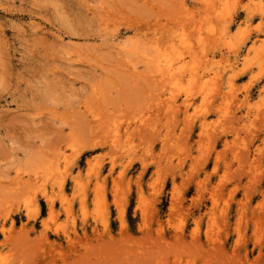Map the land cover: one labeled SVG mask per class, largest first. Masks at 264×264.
<instances>
[{
    "label": "rangeland",
    "instance_id": "374dc122",
    "mask_svg": "<svg viewBox=\"0 0 264 264\" xmlns=\"http://www.w3.org/2000/svg\"><path fill=\"white\" fill-rule=\"evenodd\" d=\"M0 264H264V0H0Z\"/></svg>",
    "mask_w": 264,
    "mask_h": 264
},
{
    "label": "bare ground",
    "instance_id": "6f19581e",
    "mask_svg": "<svg viewBox=\"0 0 264 264\" xmlns=\"http://www.w3.org/2000/svg\"><path fill=\"white\" fill-rule=\"evenodd\" d=\"M223 1H224V0H223ZM210 2H211V1H210ZM210 2H207V4L210 3ZM226 3H227V2H226ZM219 5H220V4H219ZM225 8H226V7H225ZM224 16H225V15H224ZM225 17H227V16H225ZM227 18H229V17H227ZM214 29H215V28H214ZM210 31H212V30H210ZM214 32H215V30H214ZM211 34H212V33H211ZM213 34H214V33H213ZM221 34H222V33H221ZM186 37H187V36H186ZM186 37H185V38H186ZM202 39H203V38H202ZM204 41H205V40H203V43H205ZM225 41H226V40H225ZM181 42H182V41H181ZM183 42H184V41H183ZM214 42H215V41H214ZM211 44H212V43H211ZM179 45H180V44H179ZM183 45H185V44H183ZM147 46H148V45H147ZM173 46H174V45H173ZM148 48H149V47H148ZM149 49H150V48H149ZM158 49H159V48H158ZM164 49H165V48H164ZM164 49H163V50H164ZM175 49H176V48H175ZM152 51H153V50H152ZM175 51H176V50H175ZM179 51H181V50H179ZM179 51H178V52H179ZM202 51H203V50H202ZM153 52H154V51H153ZM162 53H163V52H162ZM167 53H170V52L167 51ZM171 53H173V52H171ZM159 55H160V54H159ZM172 55H173V54H172ZM176 55H177V54L175 53V56H176ZM181 55H183V54H181ZM155 56H156V54H155ZM167 56H168V55H167ZM169 56H170V54H169ZM169 56H168V57H169ZM192 56H193V55H192ZM170 57H171V56H170ZM176 57H179V54H178ZM176 57H175V58H176ZM156 58H159V57H156ZM173 58H174V57H173ZM179 58H180V57H179ZM173 60L175 61L176 59H173ZM153 61H154V59H153ZM163 61H164V60H163ZM161 62H162V61H161ZM176 62H178V61H176ZM192 62H193V61H192ZM162 63H163V62H162ZM162 63H161V64H162ZM171 63H173V61H172ZM171 63H170V65L175 66V64H171ZM178 64H179V63H178ZM159 65H160V64H159ZM192 65H193V64H192ZM194 66H195V65H194ZM170 67H171V66H170ZM185 67H186V66H185ZM196 67H197V66H196ZM198 67H199V66H198ZM159 68H160V67H158V69H159ZM182 68H183V66H182ZM160 70H161V69H160ZM177 70L179 71L178 68H177ZM185 71H186V70H185ZM157 72H159V71L157 70ZM166 72L169 74L168 71H166ZM172 72H173V71H172ZM159 73H161V72H159ZM178 73H179V72H178ZM183 73H184V72H183ZM183 73H182V74H183ZM193 73H194V72H193ZM196 73H197V72H196ZM196 73H194V75H196ZM182 74H181V75H182ZM158 75H159V74H158ZM161 75H162V74H161ZM181 75H180V76H181ZM205 75H206V74H205ZM174 76H175V75H174ZM177 76H179V75H177ZM183 76H184V75H183ZM203 76H204V75H203ZM164 77H165V76H164ZM164 77H163V80H164ZM169 77H170V75H169ZM175 77H176V76H175ZM213 77H214V75H213ZM215 77H216V76H215ZM172 78H173V77H172ZM187 78H188V77H187ZM205 79H206V78H205ZM178 80H179V78H177V80H176V81H177V84L180 82V81L178 82ZM216 80H217V78H216ZM164 81H165V80H164ZM176 81H175V82H176ZM208 81H210V80H208ZM211 81H213V80H211ZM202 82H203V81H202ZM214 82H215V81H214ZM172 83H173V82H172ZM180 83H181V82H180ZM195 83H197V82H195ZM204 83H205V82H204ZM204 83H203V87H204ZM175 84H176V83H175ZM187 84H188V83H187ZM209 84H210V83H209ZM189 85H190V84H189ZM199 85H200V84H199ZM211 85H212V84H211ZM227 85H228V84H227ZM183 86H184V84H183ZM183 86H182V87H183ZM186 86H187V85H186ZM208 86H209V85H208ZM228 86H229V85H228ZM232 86H233V85H231V87H232ZM178 87H179V85H178ZM205 87H206V85H205ZM214 87H215V86H214ZM229 87H230V86H229ZM209 88H213V87H209ZM218 88H219V87H218ZM201 89H204V88H201ZM207 89H208V88H207ZM213 89L215 90V88H213ZM229 89L231 90L232 88H229ZM229 89H228V91H230ZM214 90H213V91H214ZM217 90H218V89H217ZM215 91H216V90H215ZM225 92H226V91H225ZM208 93H209V92H208ZM226 93H228V92H226ZM231 93H232V91H231ZM204 95H206V94H204ZM209 95H210V94H209ZM231 95H232V94H231ZM231 95H230V96H231ZM202 96H203V95H202ZM223 96H224V95H223ZM228 96H229V95H228ZM232 96H233V95H232ZM204 97H205V96H204ZM208 98H209V97H208ZM187 99H188V98H187ZM203 99H204V98H203ZM206 99H207V98H206ZM223 99H224V97H223ZM207 100H209V99H207ZM232 100H233V99H232ZM186 102H187V101H186ZM227 102H229V101H227ZM230 102H231V100H230ZM230 102H229V103H230Z\"/></svg>",
    "mask_w": 264,
    "mask_h": 264
}]
</instances>
